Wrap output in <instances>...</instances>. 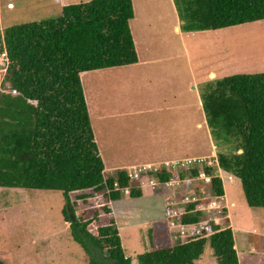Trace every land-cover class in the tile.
Segmentation results:
<instances>
[{"label": "trees", "instance_id": "16d2710c", "mask_svg": "<svg viewBox=\"0 0 264 264\" xmlns=\"http://www.w3.org/2000/svg\"><path fill=\"white\" fill-rule=\"evenodd\" d=\"M174 4L183 31L264 20V0H174ZM134 15L133 0H90L64 5L58 16L40 21L1 29L0 20V51L6 50L8 56L2 86L6 89L9 83L7 91H0V187L62 191L64 217L73 239L90 257L86 264L133 262L113 219L98 226L97 233L89 228L93 221L105 219L95 211L110 214L111 204L95 210L88 205L77 216L79 203L71 200V193L80 192L83 203L94 194H103L106 202L120 200L127 187L132 198L143 194L127 169L106 174L81 78L85 71L139 61L130 27ZM200 95L212 138L230 149L217 153L219 166L240 178L250 207H264V71L225 76L208 83ZM199 168L180 172L178 192L185 191L186 206L174 217L196 228L205 212L198 205L211 201L200 191L201 180L190 184ZM205 170L212 176L208 191L223 196L226 203L217 166ZM151 175L159 191L174 173L161 167ZM188 193L201 198L187 201ZM4 219L0 209V223ZM224 221L225 228L211 222L209 231L200 225L199 234L185 242L147 250L138 255V264H199L207 243L219 264H240L233 229L228 218ZM0 264L6 263L0 258Z\"/></svg>", "mask_w": 264, "mask_h": 264}, {"label": "rangeland", "instance_id": "374dc122", "mask_svg": "<svg viewBox=\"0 0 264 264\" xmlns=\"http://www.w3.org/2000/svg\"><path fill=\"white\" fill-rule=\"evenodd\" d=\"M81 1L90 0H2L1 29L58 16L64 5ZM13 2L14 8L10 5ZM133 4L135 16L130 27L140 63L106 68L103 72L88 71L81 76L106 174H113L118 168L128 171L134 165H156L184 158L215 159L219 151L229 152L227 146L216 145L212 138L199 95L208 83L225 76L264 71V20L206 34H179L175 30L179 15L174 0H133ZM2 81L0 91H7L9 83L5 89ZM223 179L225 199L234 202L227 205L233 207L219 212L211 202L221 196L208 191L209 182H205V191L201 192L211 201L204 203L202 223L188 238L196 236L200 225L210 231L211 222L225 228L224 219L230 216L241 264H264V207H250L246 203L240 180L231 183L226 175ZM152 186L159 187L158 183ZM144 188L149 192L143 197L130 199L123 192L125 200L111 202H106L103 194H94L88 198L89 203H83L78 197L80 192L71 193V200L79 203L77 216L88 205L95 210L111 204L110 214L102 209L95 211L106 220L93 221L89 228L97 233L98 226L113 219L132 264H138V255L149 250V227L163 231V219L171 221L166 231H172V239L182 240V222L174 217L185 211V191L169 193L163 187L161 192L154 193L149 185ZM65 204L59 190L0 187V209L5 216L0 223V258L6 264L88 263L89 255L71 235L70 222L63 213ZM91 215L92 212L87 216ZM130 240L135 249L126 244ZM197 262L219 264L210 243Z\"/></svg>", "mask_w": 264, "mask_h": 264}, {"label": "built area", "instance_id": "2783aa9c", "mask_svg": "<svg viewBox=\"0 0 264 264\" xmlns=\"http://www.w3.org/2000/svg\"><path fill=\"white\" fill-rule=\"evenodd\" d=\"M8 60L7 58V52L3 51L0 52V65H4V63ZM2 70V69H1ZM1 70H0V79L2 78L1 76ZM217 162V164H216ZM214 161L212 158H205V157H194V158H184V159H179V160H171V161H164L161 164H156L153 165L154 163H148V164H143L141 166H131L128 169V175L131 179L141 181V186L144 187L146 185H155L157 183V180L154 176L151 175V172H156L158 171L161 167H165L168 171H172L174 173V176L170 178L169 181L166 182V187L168 188L169 193L172 191H177L178 187H181V182L182 178L180 175V172L182 169H185L187 171L192 170L193 167L195 166H200L199 168V173L197 176L191 175L190 182H192L194 179H198L205 182H211L212 176L209 175L205 167H212V166H217L219 165L218 160ZM219 175L221 176V173L219 171ZM146 178V179H145ZM231 178V177H229ZM145 182H148L147 184ZM173 188V189H170ZM200 191H205L204 186L201 187ZM125 192L129 194L130 189L127 187L125 188ZM202 193V192H201ZM190 196H186L187 201H198L201 197L191 193ZM220 196V195H219ZM212 205L215 206L216 208H219V212L222 211V209L228 208L227 204L223 202V196H221V199L219 200H212ZM217 204V206H216ZM199 209H204L205 205L204 203H200L198 205ZM183 213V211L181 212ZM181 213H176V215L181 214ZM182 221H180L181 223ZM182 229L180 230L181 232V238L183 241H186L187 238L192 234V231L196 230L197 228L193 224H184L182 223ZM185 238V240H184Z\"/></svg>", "mask_w": 264, "mask_h": 264}, {"label": "crops", "instance_id": "0c3cea01", "mask_svg": "<svg viewBox=\"0 0 264 264\" xmlns=\"http://www.w3.org/2000/svg\"><path fill=\"white\" fill-rule=\"evenodd\" d=\"M13 1V0H12ZM11 3V2H10ZM10 5H13L12 6V8H14V2L12 3V4H10ZM174 6V5H173ZM62 10V9H61ZM1 7H0V15H1ZM135 16V15H134ZM179 17V16H178ZM133 19V18H132ZM131 19V20H132ZM1 20V19H0ZM131 20H130V24H131ZM178 23H179V25H176L175 27H176V31L177 32H179V34H182L183 32H185L186 34H193V33H197V32H201V33H199V34H206V33H209V32H211L210 30H212V31H214V30H219V29H223V28H219V29H207V31L206 30H197L196 32H194V31H183V30H181V27H180V19L178 20ZM245 24V23H244ZM239 25H241V24H239ZM234 26H237V25H234ZM230 27V26H229ZM225 28H227V27H225ZM132 30V29H131ZM183 31V32H182ZM133 34V33H132ZM134 38V37H133ZM136 46V50H138L137 49V44L135 45ZM137 53H138V51H137ZM185 56L186 57H188L189 58V54H187V53H185ZM139 57V56H138ZM140 63V58H139V61L138 62H136V63H133V64H139ZM128 65H131V64H128ZM128 65H122V66H128ZM116 67V66H115ZM107 69H113V67H108ZM106 68H102V69H97V70H91L92 72H103V71H105V70H107ZM85 72H88V71H85ZM84 72V73H85ZM82 74H83V72H82ZM212 75H214L215 76V74L214 73H211V76ZM137 81V80H136ZM138 82V81H137ZM200 97H201V95H199ZM214 160H218L217 159V155H216V157H215V159ZM131 164H129V165H127V167L128 166H130ZM106 170V169H105ZM220 173H221V176L219 175V173H218V175L222 178V180H223V183H224V177H225V175L227 176V179L228 180H230V182L231 183H233V181H234V179H238V180H240V178H238L236 175H234V174H232V173H230V172H228V171H226V170H224V169H222L221 167H220ZM217 172V171H216ZM229 177H231V178H229ZM203 182V181H202ZM240 182H241V180H240ZM203 184L205 185V183L203 182ZM203 185V186H204ZM145 187V186H144ZM144 187H142V190H143V194H142V196H140V197H143V196H145V194L147 193V192H149L148 191V189L146 188H144ZM149 187H150V189L152 190V192H154V193H159V192H161L160 190L159 191H157L158 190V187L156 188V187H154V186H151V185H149ZM168 189V188H167ZM147 191V192H146ZM225 197V196H224ZM129 198L131 199L132 197L129 195ZM137 198H139V197H137ZM126 198L125 197H123V198H121L120 200H117V201H121V200H125ZM128 200V199H127ZM229 203H234V202H229V201H227L226 200V204H229ZM228 206V209H230L231 207H233V205L232 206H230V205H227ZM166 207V206H165ZM127 209V211H130L128 208H126ZM166 210H171L168 206H167V209ZM122 212H125V210L123 209L122 210ZM226 218H228L229 219V225L231 226V228L233 229V223L230 221V216H228V217H226ZM225 218V219H226ZM168 221V222H167ZM170 220H168V219H166V221H164V219H163V222H162V227L164 226V228H163V231H160V232H158L159 230H154V228L153 227H149V231H151L152 232V236H153V239L151 240V243H150V246H149V250H152V249H156V248H162V247H165V246H173L177 241H175L174 239H172V231L170 230V229H168L167 231H166V226L168 225V228L171 226L170 225V222H169ZM194 225V224H193ZM130 230V229H129ZM132 230V229H131ZM234 231V230H233ZM175 233V232H174ZM123 235V234H122ZM170 238L172 239V241L170 240ZM164 241H166L165 243H163ZM181 241H183V239L181 240ZM127 243L126 244H128L129 246H130V248L131 249H135L136 248V246H134V247H132V243L134 242V241H132V240H130V241H126ZM183 242H185V241H183ZM140 243V242H139ZM161 244V246L160 247H158V244ZM138 246V245H137ZM235 247H236V249H237V252H238V254H239V250H238V247L236 246V243H235ZM138 248H140V247H138ZM141 254V253H140ZM128 256V255H127ZM239 256V255H238ZM239 260H242V256H241V254H240V257H239ZM137 264V263H136ZM240 264H241V261H240Z\"/></svg>", "mask_w": 264, "mask_h": 264}, {"label": "clouds", "instance_id": "9594fccd", "mask_svg": "<svg viewBox=\"0 0 264 264\" xmlns=\"http://www.w3.org/2000/svg\"><path fill=\"white\" fill-rule=\"evenodd\" d=\"M180 19V18H179ZM180 25H181V21H180ZM3 51H6V50H3ZM3 51H0V52H3ZM7 52V51H6ZM7 58H8V56H7ZM8 61V60H7ZM2 67H3V69L1 70V76H2V71H4V65H2ZM2 79H3V76H2V78L0 79V81H2Z\"/></svg>", "mask_w": 264, "mask_h": 264}]
</instances>
